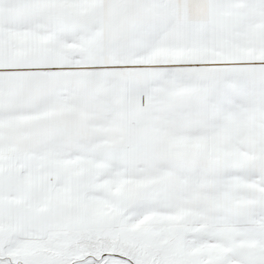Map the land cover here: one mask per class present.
Here are the masks:
<instances>
[{"label": "snow or ice", "instance_id": "1", "mask_svg": "<svg viewBox=\"0 0 264 264\" xmlns=\"http://www.w3.org/2000/svg\"><path fill=\"white\" fill-rule=\"evenodd\" d=\"M0 264H264V0H0Z\"/></svg>", "mask_w": 264, "mask_h": 264}]
</instances>
